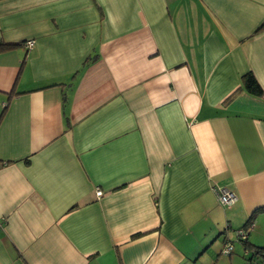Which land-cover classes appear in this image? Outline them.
<instances>
[{"label": "crops", "instance_id": "1", "mask_svg": "<svg viewBox=\"0 0 264 264\" xmlns=\"http://www.w3.org/2000/svg\"><path fill=\"white\" fill-rule=\"evenodd\" d=\"M2 44L0 264L264 246V0H0Z\"/></svg>", "mask_w": 264, "mask_h": 264}, {"label": "trees", "instance_id": "2", "mask_svg": "<svg viewBox=\"0 0 264 264\" xmlns=\"http://www.w3.org/2000/svg\"><path fill=\"white\" fill-rule=\"evenodd\" d=\"M1 46H2L0 47L1 50L12 49L13 47H15L14 45H9V44H6V45L2 44ZM242 91L252 96L264 98V90L261 88V86L259 85L258 81L256 80L255 76L252 73H248L242 77L241 87L235 93L242 92ZM255 219H256V214L254 213L249 219V221L246 223V225L239 230L240 231L247 230L250 227V225L253 224ZM228 242L226 241V244ZM236 242L244 245L246 250H249L251 253L249 256H247L246 264H259L260 261L264 262V246L262 247L250 246L248 240L245 242L236 240Z\"/></svg>", "mask_w": 264, "mask_h": 264}, {"label": "built area", "instance_id": "3", "mask_svg": "<svg viewBox=\"0 0 264 264\" xmlns=\"http://www.w3.org/2000/svg\"><path fill=\"white\" fill-rule=\"evenodd\" d=\"M34 45L33 41H29L26 43V46L28 48H31ZM219 203L225 207V208H231L233 207L237 202V196L226 189H218L217 191ZM103 195V192L101 190L96 191V196L101 197ZM254 228V224H251L250 227L247 230H239L236 232V240L245 242L248 240V236L250 231ZM233 242L229 241L227 244H225L222 254L225 256H230L233 252Z\"/></svg>", "mask_w": 264, "mask_h": 264}, {"label": "rangeland", "instance_id": "4", "mask_svg": "<svg viewBox=\"0 0 264 264\" xmlns=\"http://www.w3.org/2000/svg\"><path fill=\"white\" fill-rule=\"evenodd\" d=\"M235 254H237V251H235ZM223 258L225 259V258H227L226 256H223ZM242 262V261H241ZM245 262H243V264H244ZM247 263V262H246ZM221 264H223V263H221Z\"/></svg>", "mask_w": 264, "mask_h": 264}]
</instances>
